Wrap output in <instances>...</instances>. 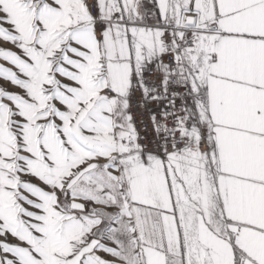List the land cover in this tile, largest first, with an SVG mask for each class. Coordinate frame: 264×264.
<instances>
[{
    "label": "snow or ice",
    "instance_id": "obj_1",
    "mask_svg": "<svg viewBox=\"0 0 264 264\" xmlns=\"http://www.w3.org/2000/svg\"><path fill=\"white\" fill-rule=\"evenodd\" d=\"M0 264H264V0H0Z\"/></svg>",
    "mask_w": 264,
    "mask_h": 264
}]
</instances>
